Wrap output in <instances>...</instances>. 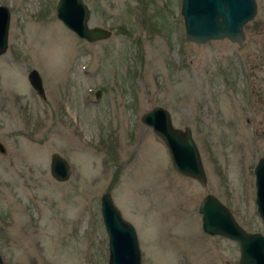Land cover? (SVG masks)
<instances>
[{"label": "rangeland", "instance_id": "1", "mask_svg": "<svg viewBox=\"0 0 264 264\" xmlns=\"http://www.w3.org/2000/svg\"><path fill=\"white\" fill-rule=\"evenodd\" d=\"M87 42L58 0H0L10 22L0 56V252L4 264H108L100 199L109 191L136 228L141 264H238L235 240L202 229L214 193L247 231L264 233L254 166L264 154V0L243 45L185 38L181 0H84ZM42 76L45 99L28 80ZM99 91V97H96ZM188 126L206 185L179 174L140 118L153 106ZM56 153L69 179L50 172Z\"/></svg>", "mask_w": 264, "mask_h": 264}, {"label": "water", "instance_id": "2", "mask_svg": "<svg viewBox=\"0 0 264 264\" xmlns=\"http://www.w3.org/2000/svg\"><path fill=\"white\" fill-rule=\"evenodd\" d=\"M256 0H181L180 13L184 21L185 38L197 45L210 40L227 38L242 45L246 39L244 26L257 12ZM84 0H58L57 18L82 40L94 43L107 39L109 28L90 27V13ZM10 12L0 5V56L6 51ZM42 76L36 69L29 71L28 80L33 90L43 99L45 91ZM99 91L96 97H99ZM170 112L164 107L153 106L141 115V122L149 127L165 144L172 167L179 173L196 178L206 185L207 175L197 145L188 126L180 130L174 127ZM0 153L6 155V147L0 140ZM50 172L56 180L64 181L71 175L67 160L59 154L50 157ZM255 201L258 215L264 222V154L254 166ZM100 209L105 230L108 233V264H141V249L133 223L123 218L109 191L103 192ZM202 229L206 234L222 235L235 240L240 257L238 264H264V233L247 231L237 222L231 209L214 193H206L198 203ZM0 264H4L0 252Z\"/></svg>", "mask_w": 264, "mask_h": 264}, {"label": "flooded vegetation", "instance_id": "3", "mask_svg": "<svg viewBox=\"0 0 264 264\" xmlns=\"http://www.w3.org/2000/svg\"><path fill=\"white\" fill-rule=\"evenodd\" d=\"M243 45V44H242ZM1 140V139H0ZM5 146V145H4Z\"/></svg>", "mask_w": 264, "mask_h": 264}]
</instances>
